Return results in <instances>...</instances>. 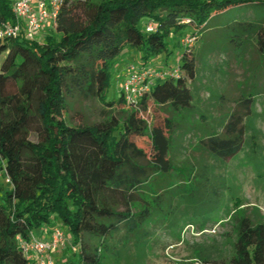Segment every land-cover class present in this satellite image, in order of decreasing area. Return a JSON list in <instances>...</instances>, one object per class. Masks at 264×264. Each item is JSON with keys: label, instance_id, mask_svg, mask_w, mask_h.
<instances>
[{"label": "trees", "instance_id": "1", "mask_svg": "<svg viewBox=\"0 0 264 264\" xmlns=\"http://www.w3.org/2000/svg\"><path fill=\"white\" fill-rule=\"evenodd\" d=\"M12 3L0 0V22L15 20ZM243 6L264 12V0H63L44 35L0 42V173L8 182L0 194V264H34L16 237L43 239L57 227L79 249L75 264H100L95 249L82 243L84 235L103 244L124 228L128 236L143 238L149 209L131 213L139 195L159 203L175 187L190 184L194 174L184 167L182 181L169 183L175 125L170 117L163 127H150L143 118L149 100L171 113L187 110L192 102L184 75L194 78V61L185 50L170 60L168 40L186 29L191 33L186 38L196 39L214 15ZM148 23L151 32L145 30ZM232 28L238 42L229 41V48H244L251 38L260 59L256 73L264 72V17L234 22ZM125 49L141 52L146 63L139 69L177 68L183 76L156 79L137 108L126 106L121 93L115 102H106L112 64ZM259 93L242 97L238 105L248 108ZM90 98L110 110L128 108L121 117L104 111L92 124L65 120L75 104ZM229 117L223 133L200 142L216 159L233 158L244 144L241 115ZM147 134L151 158L131 140ZM237 211L231 216L236 234L230 264H264V222L252 223Z\"/></svg>", "mask_w": 264, "mask_h": 264}, {"label": "rangeland", "instance_id": "2", "mask_svg": "<svg viewBox=\"0 0 264 264\" xmlns=\"http://www.w3.org/2000/svg\"><path fill=\"white\" fill-rule=\"evenodd\" d=\"M261 17L264 12L259 6L235 7L214 15L196 32L194 42L184 39L191 34L189 29L168 40L170 60L185 50L194 61V78L184 75L192 102L187 110L171 113L149 100L143 118L150 127H163L164 120L171 117L175 126L169 161L174 170L168 181L180 183L184 167L194 170L192 181L167 192L159 203L139 195L131 213L144 211L146 206L149 209L142 239L128 236L124 228L103 239V244L84 235L82 243L95 249L100 264H195V260L230 264L236 234L233 213L238 210L236 215L241 212L252 223L264 222V72L256 73L260 59L251 38L244 48H229V41L238 42L234 22H257ZM117 59L112 64L106 102L118 100L129 70L146 63L141 52L132 49H125ZM178 74L183 76L179 69ZM253 91L260 93L248 108L240 107L242 97L248 98ZM124 108L128 107L115 105L110 110L99 99L90 98L75 104L64 117L72 125L92 124L102 119L104 111L121 117ZM236 113L245 130L243 147L233 158L216 159L200 142L223 133L229 116ZM131 140L151 158L149 134ZM7 183L0 173V194L8 189ZM78 252L67 241L63 250L53 254V263L75 264L74 253Z\"/></svg>", "mask_w": 264, "mask_h": 264}, {"label": "built area", "instance_id": "3", "mask_svg": "<svg viewBox=\"0 0 264 264\" xmlns=\"http://www.w3.org/2000/svg\"><path fill=\"white\" fill-rule=\"evenodd\" d=\"M63 0H13L11 5L15 20L0 22V42L16 39L22 36L25 40L33 41L39 38L44 29L53 27ZM189 21H185L188 23ZM146 32L153 31V25L148 23ZM194 42L193 37L186 38ZM178 69L173 72H162L147 69L129 70L127 78L122 82L120 93L126 106L137 108L140 99L148 95L156 79L166 76H178ZM17 244L27 261L34 264H54L53 254L63 250L68 241L63 230L59 227L51 231L50 239H39L29 235L28 239L16 237ZM195 264H206L195 260Z\"/></svg>", "mask_w": 264, "mask_h": 264}, {"label": "crops", "instance_id": "4", "mask_svg": "<svg viewBox=\"0 0 264 264\" xmlns=\"http://www.w3.org/2000/svg\"><path fill=\"white\" fill-rule=\"evenodd\" d=\"M116 60H118V59H116ZM119 62V61H118ZM117 62V64H116V67H117V71H119L120 69V66H119V63ZM50 234H51V231H50V233H45V234H43L42 236H43V239H45V240H48V239H50Z\"/></svg>", "mask_w": 264, "mask_h": 264}]
</instances>
